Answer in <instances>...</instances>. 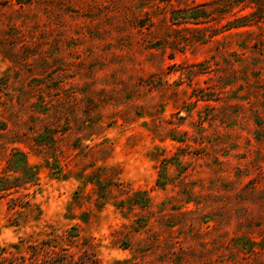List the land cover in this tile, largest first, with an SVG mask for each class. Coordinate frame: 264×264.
<instances>
[{
    "label": "rangeland",
    "instance_id": "374dc122",
    "mask_svg": "<svg viewBox=\"0 0 264 264\" xmlns=\"http://www.w3.org/2000/svg\"><path fill=\"white\" fill-rule=\"evenodd\" d=\"M16 152L0 251L264 264V0H0V176Z\"/></svg>",
    "mask_w": 264,
    "mask_h": 264
},
{
    "label": "trees",
    "instance_id": "16d2710c",
    "mask_svg": "<svg viewBox=\"0 0 264 264\" xmlns=\"http://www.w3.org/2000/svg\"><path fill=\"white\" fill-rule=\"evenodd\" d=\"M247 17L235 21L243 26ZM9 172L13 175L0 176V197L18 191L27 183L36 179L37 173L26 161L21 152L12 155L9 161ZM63 244L52 241H42L38 245L29 247V252L0 251V264H76L73 255L63 248Z\"/></svg>",
    "mask_w": 264,
    "mask_h": 264
}]
</instances>
